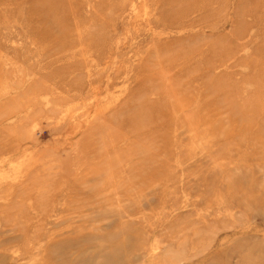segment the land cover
Wrapping results in <instances>:
<instances>
[{"label": "rangeland", "instance_id": "1", "mask_svg": "<svg viewBox=\"0 0 264 264\" xmlns=\"http://www.w3.org/2000/svg\"><path fill=\"white\" fill-rule=\"evenodd\" d=\"M0 264H264V0H0Z\"/></svg>", "mask_w": 264, "mask_h": 264}, {"label": "bare ground", "instance_id": "2", "mask_svg": "<svg viewBox=\"0 0 264 264\" xmlns=\"http://www.w3.org/2000/svg\"><path fill=\"white\" fill-rule=\"evenodd\" d=\"M52 8H53V6H51ZM35 8H36V6H35ZM52 8H51V10H52Z\"/></svg>", "mask_w": 264, "mask_h": 264}]
</instances>
